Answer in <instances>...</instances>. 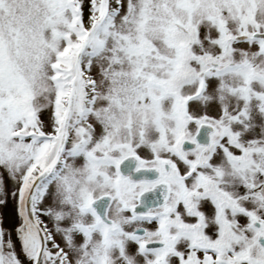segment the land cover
<instances>
[{
  "label": "snow or ice",
  "instance_id": "1",
  "mask_svg": "<svg viewBox=\"0 0 264 264\" xmlns=\"http://www.w3.org/2000/svg\"><path fill=\"white\" fill-rule=\"evenodd\" d=\"M0 264H264V0H0Z\"/></svg>",
  "mask_w": 264,
  "mask_h": 264
}]
</instances>
